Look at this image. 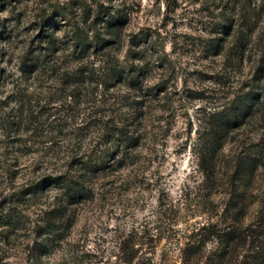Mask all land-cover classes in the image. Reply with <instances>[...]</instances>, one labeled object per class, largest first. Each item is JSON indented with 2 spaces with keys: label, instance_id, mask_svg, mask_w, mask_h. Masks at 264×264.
Wrapping results in <instances>:
<instances>
[{
  "label": "rangeland",
  "instance_id": "1",
  "mask_svg": "<svg viewBox=\"0 0 264 264\" xmlns=\"http://www.w3.org/2000/svg\"><path fill=\"white\" fill-rule=\"evenodd\" d=\"M7 1L5 9L0 7L1 100L12 98L18 58L31 48L48 10L59 5H67L71 19L84 24L92 23L98 4L122 11L127 18L115 52L128 48L131 35H147L145 82L161 77L157 58L163 53L173 71L164 76L168 100L144 109L147 126L138 147L123 163L121 153L111 157L113 167L96 177L93 197L70 207L57 235L43 232L46 212L63 201L51 178L45 177L35 195L19 192L44 178L30 185L29 179L51 170H43L39 150L29 144L17 151L13 132L0 125V264H221L214 255L221 241L210 234V226H245L255 222L264 205V102L228 131L216 152L214 173L199 164L198 135L201 118L232 99L264 55V0ZM225 22L234 25L227 45L239 37L248 49L243 65L227 67L232 74L219 84L224 57L206 56L204 49L218 35L215 26L225 36L226 28L220 27ZM49 105L52 114L67 113L60 102ZM81 107L71 112L95 113L87 103ZM67 137L57 140L67 147ZM191 241L201 248L194 256L186 251Z\"/></svg>",
  "mask_w": 264,
  "mask_h": 264
},
{
  "label": "trees",
  "instance_id": "2",
  "mask_svg": "<svg viewBox=\"0 0 264 264\" xmlns=\"http://www.w3.org/2000/svg\"><path fill=\"white\" fill-rule=\"evenodd\" d=\"M8 2L4 0L0 7L5 9ZM69 15L67 5L48 10L40 23L42 27L32 38L31 48L18 58L11 81L12 98L0 99L1 129L13 132L14 148L18 151L29 144L30 150H39L37 162L43 165V170H51V175L29 179L30 185L33 180L44 178L19 192L37 194L45 185L46 177L58 186L62 196V203L46 212L49 219L43 232L49 237L57 235L63 225L59 223L72 205L93 197L96 177L113 167L111 157L121 153L118 160L123 163L130 155L128 152L138 147L147 126L144 109L155 100H168L169 81L164 76L173 71L163 53L157 58L161 77L152 84L145 82L149 61L143 46L148 44L147 35L144 39L131 35L128 48L121 54L115 52L122 43L120 33L127 18L122 11L112 12L110 5L98 4L92 23L86 24ZM222 26L226 28L225 36L220 35L219 27L215 26L213 33L218 35L208 39L204 50L206 56L224 57L222 75L216 83L226 84L225 78L232 74L226 68L243 65L248 48L247 40L239 37L232 40L229 47L228 35L232 34L234 25L225 22ZM263 57L261 55L253 75L232 99L201 118L204 125L199 131L197 153L204 172H213L216 152L228 131L241 117L251 114L256 104L264 102ZM0 72L4 75L5 68ZM58 102L67 113L50 112L49 104ZM84 103L96 108L95 113L80 117L71 112L82 109ZM61 136H68L67 147L57 140ZM36 143L41 146L33 147ZM100 144H104L105 149L100 148ZM225 225L224 228H215L217 224L210 226V234L221 241L214 254L215 261L264 264V205L255 222L245 226ZM190 243L186 251L191 249L189 252L194 256L201 248L195 241Z\"/></svg>",
  "mask_w": 264,
  "mask_h": 264
}]
</instances>
